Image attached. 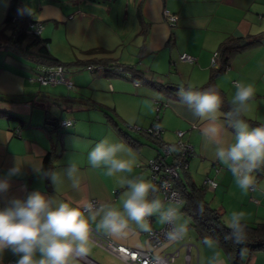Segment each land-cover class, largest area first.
<instances>
[{"label": "crops", "instance_id": "obj_1", "mask_svg": "<svg viewBox=\"0 0 264 264\" xmlns=\"http://www.w3.org/2000/svg\"><path fill=\"white\" fill-rule=\"evenodd\" d=\"M11 1L0 0V179L8 178L10 184L6 193H0V209L8 206L12 199L26 200L35 191L52 197L56 203L78 206L98 199L122 208L127 187L121 185V179L142 177L153 184L146 167L148 161L159 155L162 141L176 142L177 131L182 130L184 140L194 147L187 173L197 184L207 187L206 200L223 213L225 222L234 211H243V221L250 224L264 222V173L261 176L257 172L253 174L256 178L254 190L242 191L231 172L215 158L214 147L206 145L202 129L207 122L193 117L188 106L180 101L178 90L168 88V85H192L199 89L212 82L230 101L236 91V82L251 84L254 97L244 116L264 125V0H133L131 12L127 5L121 11L120 2L124 0H103L104 4L97 0H20L23 6L32 7L33 16L29 17L42 22V36L51 39V51L62 61L72 63L95 57L136 65L147 72V78L165 84L163 88L149 82L143 84L141 79L140 85H136L131 72L90 74L81 70L74 87L64 83L45 86L31 80L38 69L48 64L34 63L9 47L6 17ZM166 10L178 15L175 24L167 20ZM129 16L133 21L128 25L124 21ZM121 17L124 20L115 26L114 19L119 21ZM62 28L67 36L65 44L55 41L60 39L57 34ZM72 36H79L80 41H72ZM231 37L246 41L258 37L260 42L236 52L223 73L214 76L219 57L218 63L213 65V55L220 44ZM99 47L103 48L102 52L89 53ZM182 53L191 54L196 61L181 60ZM68 68L80 71L81 66L75 64ZM165 73L167 77L162 79L160 75ZM157 106H160L159 111ZM4 111L16 113L22 119L10 118ZM58 112L61 114L57 116ZM221 112L227 111L221 108ZM48 115L53 116L52 120ZM157 115L164 129L160 140L143 131L151 126ZM63 118L75 122L65 127L50 124V121ZM246 122L256 127L248 120ZM131 123L143 130H131ZM219 123L225 143L234 142V131L227 127L223 116ZM105 138L111 143H123L132 150L136 165L131 174L108 176L103 167L94 169L90 166L88 153ZM49 151L55 152L50 170L59 173L62 181L55 186L49 177L36 174L31 167L41 163L43 167ZM121 155L127 158L126 153ZM16 161L23 166L22 174L7 177ZM70 161L79 169L78 189L71 186L65 174ZM208 177L218 181L215 189L206 185ZM155 195L164 201L159 191ZM150 220L151 228L163 226L156 217ZM189 227L190 232L182 240L167 241L154 251L179 250L172 264H210L213 257H217L220 264H229V258L219 245V248L207 247L197 230L190 224ZM91 229L126 246L151 247L147 232L136 229L135 225L121 237L109 236L95 224H91ZM90 247L88 245L86 256L77 257L85 264H90L88 259L95 260L91 257L95 253ZM17 259L9 250L0 253V264ZM244 261L246 264H264V250L245 255Z\"/></svg>", "mask_w": 264, "mask_h": 264}, {"label": "clouds", "instance_id": "obj_2", "mask_svg": "<svg viewBox=\"0 0 264 264\" xmlns=\"http://www.w3.org/2000/svg\"><path fill=\"white\" fill-rule=\"evenodd\" d=\"M18 15L33 16V9L24 5L18 9ZM234 87L236 91L229 102L230 109L225 113L221 112L224 101L214 86L205 90H198L192 85L180 86L177 94L193 117L207 122L202 129L206 145L214 147L215 158L231 172L237 186L247 192L254 190L256 178L253 174L264 169V125L251 127L242 118L254 97L253 86L238 81ZM221 116L227 127L233 129L234 142L225 143L222 139ZM122 153H126L127 158ZM88 163L94 169L103 167L108 176L131 174L136 157L123 143H111L105 138L88 153ZM31 167L36 174L49 177L54 186L62 182L59 173L44 171L42 163ZM22 169L23 166L16 161L7 177L21 175ZM78 172L77 164L70 161L65 174L75 189L80 186ZM120 183L127 187L122 208L107 203L99 207L91 202L78 206L68 202L56 203L52 197H46L39 191L30 193L26 200H10L8 206L0 209V253L11 251L18 257L16 264H70L72 259L86 256L91 224L109 236L121 237L132 229V225L140 231L150 232L151 217H156L159 224L167 226V240L179 241L187 235L188 221L183 219L181 201L175 199L176 193L172 194L166 207L155 195L159 189L142 177H125ZM9 187L8 178L0 179V193H6ZM244 217L243 211L231 213L226 225L230 233L226 239L231 238L236 243L245 241ZM203 242L209 248H214L217 243L207 236ZM210 264H220V261L213 257Z\"/></svg>", "mask_w": 264, "mask_h": 264}, {"label": "trees", "instance_id": "obj_3", "mask_svg": "<svg viewBox=\"0 0 264 264\" xmlns=\"http://www.w3.org/2000/svg\"><path fill=\"white\" fill-rule=\"evenodd\" d=\"M23 7L20 0H12L6 17V35L7 41H9L11 49L20 52L25 55L34 63H43L48 65H64L70 67L72 65H80L81 67L90 64H101L104 66L102 70L103 74H119L123 75L128 72L133 74L134 79H141L147 81L153 86L158 88L165 87V84L159 82L152 77L147 78V72L138 68L136 65L122 64L105 58H89L78 59L75 62L69 63L62 61L59 57L53 54L50 48L51 39L44 37L42 34L36 32H29V25L31 22H37L27 15H18V9ZM245 42V43H244ZM260 42V38L254 37L253 39L246 41L244 38H227L219 47V66L215 69L214 76L223 73V71L229 66L232 56L240 51L247 45H256ZM103 48H93L89 50V53L102 52ZM218 63V62H217ZM123 67L124 71H118V67ZM214 84L208 83L198 90H205L209 87H213ZM219 91V90H218ZM221 95V94H220ZM224 103L222 108L226 111L230 109V101H227L223 95H221ZM4 113L14 119H22L16 113L4 111ZM243 119L248 120L254 126H261L262 124L247 119L244 115ZM58 119V118H57ZM59 126L56 125V127ZM127 133L126 131H124ZM55 157L54 151H49L44 157L43 170H50L53 167L52 160ZM188 171L184 172L185 176H181L176 184L180 189L183 198L182 210L187 216H189L191 222L190 226L194 227L197 232L204 239L212 237L217 241L220 248L223 249L231 264H246L244 261L245 255H252L255 252L264 250V222L256 224H250L246 221H242L246 225V239L243 243H236L233 239L226 237L230 233V229L226 226L223 213L217 208L211 206L209 201L206 200V186L203 184H197L188 175ZM264 173V169L257 172L258 176Z\"/></svg>", "mask_w": 264, "mask_h": 264}, {"label": "built area", "instance_id": "obj_4", "mask_svg": "<svg viewBox=\"0 0 264 264\" xmlns=\"http://www.w3.org/2000/svg\"><path fill=\"white\" fill-rule=\"evenodd\" d=\"M165 15L169 23L175 24L178 20L176 13L165 11ZM43 29L42 22H31L29 25V32H36L41 34ZM1 46V44H0ZM219 52L216 51L213 55V65L217 63ZM180 59L187 62H195L196 58L189 53H182ZM88 69L91 72H102L104 66L101 64H90L78 70H71L64 65H47L38 69L31 80L39 82L41 85H51L57 83H64L68 87H74L77 85V78L81 70ZM118 71H124L123 67H118ZM136 85H140V80L134 79ZM160 106H157L156 110L159 111ZM74 119H60L58 124L61 127L70 126L74 124ZM131 130L142 131L143 129L138 125H131ZM144 133L150 135L156 140L162 139L163 127L159 122L158 115L155 121L148 128L143 130ZM184 131L178 130V139L176 142L162 141L160 144V153L156 157L151 158L147 163V169L150 171V178L153 184L159 189L164 201H170L173 193L177 196L175 199L183 201L180 189L177 187V180L182 176V173L189 170L190 158L194 153V147L191 143L184 140ZM172 149H175L173 151ZM219 169L217 168V171ZM205 183L210 188L215 189L218 185V181L215 177H208ZM255 187V186H254ZM96 207H99L103 202L98 199H92L90 201ZM167 226L163 225L159 228H151L150 232H147L150 240L151 247L148 249L134 248L123 245L114 241L113 239L105 236L95 230L90 233V240L96 245L108 250L115 254L121 260L127 264H172L179 255V250L174 252L156 253L154 250L160 247L165 242L169 241L165 237V231ZM190 255H187V262ZM90 264H101L93 259H88ZM3 264H16L15 260H8Z\"/></svg>", "mask_w": 264, "mask_h": 264}, {"label": "rangeland", "instance_id": "obj_5", "mask_svg": "<svg viewBox=\"0 0 264 264\" xmlns=\"http://www.w3.org/2000/svg\"><path fill=\"white\" fill-rule=\"evenodd\" d=\"M100 4H104V1L103 0H97ZM112 4L113 5H115L114 4V2H112ZM120 4H121V6H120V8H121V11H123L124 10V8H125V6L127 5V9H130V12L133 10V7H134V2H133V0H124V1H122V2H120ZM115 20V26L116 25H118V23H121L122 22V20H124V17H121L120 19H119V21H118V19L117 18H115L114 19ZM130 21H133V17L131 18L130 16L128 17V18H126L125 19V21L124 22H126V24H131L130 23ZM63 29V28H62ZM62 29H60V32L57 34L58 35V37L60 38H57V39H59V40H61V41H59V40H56L55 39V41H58L59 42V44H61V43H66V41H65V38H67V36H66V33H64V29L62 30ZM70 37V36H69ZM132 39V38H131ZM72 41H75V42H77V41H80V37L79 36H72ZM71 41V42H72ZM84 72H87V73H90L91 74V71H89L88 69H85V71ZM161 77H162V79H165L164 77H167L166 76V73L165 74H163V75H160ZM28 77V76H27ZM165 81V80H164ZM143 84H148V82L147 81H144V83ZM45 86H48V85H45ZM45 88H42V90H44ZM67 92V91H66ZM68 93V92H67ZM59 114H57V116L58 115H60L61 114V112H58ZM63 119H65V118H63ZM156 119V118H155ZM131 125H133V123H131ZM164 202V204H165V206L167 207L168 206V204H169V201H163ZM182 207H183V205H180V212L182 213V216H183V219L184 220H187L188 221V232H190V230H191V228L189 227V224H190V219H189V217L188 216H186L185 214H184V212H183V210H182ZM193 231V230H192ZM89 246H91L90 248H91V251H94V253H95V255L94 256H91V257H93L95 260H97V261H99V262H101V263H103V264H125V263H123V262H121L119 259H117L116 257H114L113 255H111L110 253H108V252H106L104 249H102L101 247H96L94 244H92L91 242L89 243ZM216 248H219V246H218V244L216 243ZM211 251H213L214 253H215V249H212ZM223 252V251H222ZM224 254H225V252H223ZM208 255L209 256H211L212 257V254H211V252H208ZM229 264H231L230 263V261L228 262ZM70 264H85V263H83L82 261H80L79 259H77V258H74V259H72L71 261H70Z\"/></svg>", "mask_w": 264, "mask_h": 264}, {"label": "water", "instance_id": "obj_6", "mask_svg": "<svg viewBox=\"0 0 264 264\" xmlns=\"http://www.w3.org/2000/svg\"><path fill=\"white\" fill-rule=\"evenodd\" d=\"M168 88L169 89H171V90H173V91H176V90H178L179 89V86H175V85H168ZM50 118H51V120H52V118H53V116H51V115H48ZM58 120L57 121H50V124L52 125V126H56V125H58Z\"/></svg>", "mask_w": 264, "mask_h": 264}]
</instances>
